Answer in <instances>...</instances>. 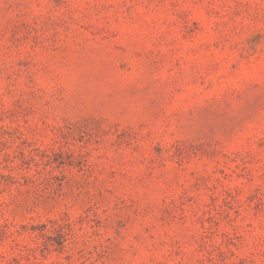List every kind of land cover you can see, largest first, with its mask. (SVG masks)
Listing matches in <instances>:
<instances>
[{"label": "rangeland", "instance_id": "1", "mask_svg": "<svg viewBox=\"0 0 264 264\" xmlns=\"http://www.w3.org/2000/svg\"><path fill=\"white\" fill-rule=\"evenodd\" d=\"M0 264H264V0H0Z\"/></svg>", "mask_w": 264, "mask_h": 264}]
</instances>
